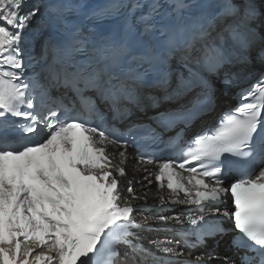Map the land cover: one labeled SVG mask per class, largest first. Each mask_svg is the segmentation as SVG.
Returning a JSON list of instances; mask_svg holds the SVG:
<instances>
[{
  "label": "bare ground",
  "instance_id": "1",
  "mask_svg": "<svg viewBox=\"0 0 264 264\" xmlns=\"http://www.w3.org/2000/svg\"><path fill=\"white\" fill-rule=\"evenodd\" d=\"M260 2L261 0H256ZM106 149L103 165L96 173L109 191L107 202L116 206L130 204H176L184 201L182 196L163 188L148 177L140 179L142 164L132 159L127 151L120 153L113 144ZM69 207L71 201L65 202ZM131 219L161 226L165 232L157 238L149 231H132L129 246L119 253L112 264H134L145 255L142 248L156 254L176 252L179 245L166 228L183 225L186 218L172 209L157 219H147L141 211L134 210ZM71 212L63 206L46 208L38 201L15 193L11 188L0 190V264H61L73 234ZM163 243V245H159ZM209 255V264H226L217 254Z\"/></svg>",
  "mask_w": 264,
  "mask_h": 264
},
{
  "label": "rangeland",
  "instance_id": "2",
  "mask_svg": "<svg viewBox=\"0 0 264 264\" xmlns=\"http://www.w3.org/2000/svg\"><path fill=\"white\" fill-rule=\"evenodd\" d=\"M141 174H142V173L140 172V173H139L140 179H141ZM143 175H144V174H143Z\"/></svg>",
  "mask_w": 264,
  "mask_h": 264
}]
</instances>
